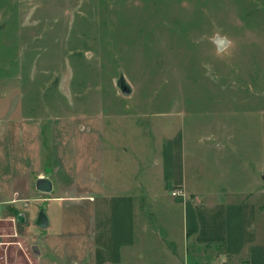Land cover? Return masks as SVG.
Here are the masks:
<instances>
[{
	"label": "crops",
	"instance_id": "0c3cea01",
	"mask_svg": "<svg viewBox=\"0 0 264 264\" xmlns=\"http://www.w3.org/2000/svg\"><path fill=\"white\" fill-rule=\"evenodd\" d=\"M193 1L199 21L207 9L214 22L229 13L236 47L243 49L230 72L231 84L226 85L227 75L204 83L200 105L191 95H180L134 98L139 103L134 106L123 99L114 111L101 107V113L83 118L92 129L77 126L67 135L63 150L71 165L60 168L47 165L41 141L26 134L35 128L33 105L0 107V165L6 167L0 173V222L8 229L0 234V245L15 252L13 261L2 255L0 264H264V94L243 92H264V0ZM154 4L167 7L161 28L167 25L169 34L190 27L188 20H169L168 0ZM120 17L129 32L131 22ZM161 20L147 25L136 19L135 28L146 33ZM215 29L226 40L224 51L230 37L226 29ZM225 92L227 100L218 101L215 95ZM215 102L246 105L238 114L255 119L248 124L261 129L259 147L214 124L198 141L215 163L205 175L201 167L195 172L187 165L185 137L174 119L185 110L195 113L196 104L210 116L219 109ZM6 130L15 134L7 136ZM120 136L125 139L119 145ZM11 148L18 149L13 159ZM45 176L51 189L43 193L36 181ZM174 189L183 195L172 196ZM40 209L45 228L34 223Z\"/></svg>",
	"mask_w": 264,
	"mask_h": 264
},
{
	"label": "rangeland",
	"instance_id": "374dc122",
	"mask_svg": "<svg viewBox=\"0 0 264 264\" xmlns=\"http://www.w3.org/2000/svg\"><path fill=\"white\" fill-rule=\"evenodd\" d=\"M168 1L172 5L168 11L170 21L179 17L190 22V27L177 36L167 32V25L161 28L166 23L167 7L158 9L154 0H0V107L33 105L31 114L35 120L30 123L35 128L26 134L41 141L43 157L49 158L47 165H71L63 150L67 147V135L79 126L81 130L87 126L92 129L91 122L83 123V118L89 120L101 113V107L114 111L123 99H130L134 106L139 105L134 98L180 95H191L200 105L204 83L225 79V75L232 79L230 72L239 57L242 60L243 49L236 47L238 37L230 29V14L214 22L213 10L207 9L204 21H199L194 16L193 0ZM119 16L122 22L124 18L131 22L129 32L127 25L120 24ZM161 17L160 24L152 22L153 27L146 33L135 28L136 19L150 25L151 19ZM143 27L146 30V24ZM213 27L219 32L227 30L230 46L224 51L216 50L210 39L216 36ZM119 29L123 32L118 33ZM120 76L131 89L127 96L116 85ZM230 84L231 80L226 82ZM243 92L251 97L264 94L261 90ZM228 93L215 96L224 101ZM221 103H216L219 109L210 116L196 104L195 113L181 110L174 119L185 137L187 165L195 172L201 167L205 175L214 169L215 163L198 141L215 128L214 124L229 128L235 137L239 133L242 139L249 138L245 141L255 142L254 149L259 147L257 135L261 129L248 124L255 119L238 114L246 105L228 108L221 107ZM5 133L15 134L11 130ZM21 133L18 130L16 134ZM122 139L125 137L115 138V143L120 145ZM245 144L248 148L249 143ZM23 146L18 145V149ZM18 149H10L12 159ZM152 155L151 152L150 158ZM0 167V173L6 170L3 164ZM2 223L0 234L8 230ZM18 230L21 232L23 227L19 225ZM2 247L5 245H0V258L8 255V260L13 261L14 250L5 252Z\"/></svg>",
	"mask_w": 264,
	"mask_h": 264
},
{
	"label": "water",
	"instance_id": "95a60500",
	"mask_svg": "<svg viewBox=\"0 0 264 264\" xmlns=\"http://www.w3.org/2000/svg\"><path fill=\"white\" fill-rule=\"evenodd\" d=\"M213 43L215 44V47L217 50H221L224 45L226 44V40L224 37H219L218 35H216L213 38ZM116 85L117 87H119L120 89V93L123 96H127L130 94V87L127 83H125L123 77H118V80L116 81ZM262 179L264 181V175L262 176ZM36 189L39 190L40 192H49L51 189V182L50 179L45 176V177H40L37 179L36 181ZM39 228H45L47 225V218L44 214V210L40 209L37 215V218L34 222Z\"/></svg>",
	"mask_w": 264,
	"mask_h": 264
},
{
	"label": "built area",
	"instance_id": "2783aa9c",
	"mask_svg": "<svg viewBox=\"0 0 264 264\" xmlns=\"http://www.w3.org/2000/svg\"><path fill=\"white\" fill-rule=\"evenodd\" d=\"M171 195L176 196V197H181L183 195V193L181 192V190L174 189L171 191Z\"/></svg>",
	"mask_w": 264,
	"mask_h": 264
}]
</instances>
